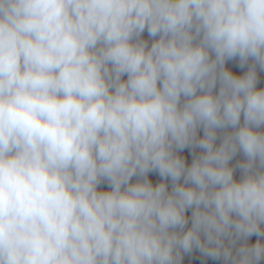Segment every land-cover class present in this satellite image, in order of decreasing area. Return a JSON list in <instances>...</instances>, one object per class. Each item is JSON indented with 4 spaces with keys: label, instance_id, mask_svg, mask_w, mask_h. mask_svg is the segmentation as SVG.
Here are the masks:
<instances>
[{
    "label": "clouds",
    "instance_id": "clouds-1",
    "mask_svg": "<svg viewBox=\"0 0 264 264\" xmlns=\"http://www.w3.org/2000/svg\"><path fill=\"white\" fill-rule=\"evenodd\" d=\"M257 67L264 0H0V264H261Z\"/></svg>",
    "mask_w": 264,
    "mask_h": 264
},
{
    "label": "crops",
    "instance_id": "crops-1",
    "mask_svg": "<svg viewBox=\"0 0 264 264\" xmlns=\"http://www.w3.org/2000/svg\"><path fill=\"white\" fill-rule=\"evenodd\" d=\"M144 38H147V33L144 34ZM239 63L238 58L234 61H230L227 63V67L231 68L234 72H236L237 74H243L244 72H246L248 70V66L251 64V61H249V64L246 65L243 69L238 68L236 65ZM257 76H258V84L257 87H264V71H262L259 67H257ZM200 135H202V131L199 133ZM217 143H219V140L217 141ZM197 153L200 151L199 149H196ZM182 155H185L188 157V162H191V156L189 155V150L185 149L183 153H181ZM243 154L242 153H238L236 157L233 158V160L230 162L232 164H235L237 161L243 160ZM236 176L239 177L240 172L239 170L236 171ZM150 178L156 182L158 181L159 177L155 174L150 173ZM135 180V177L133 178ZM190 211L188 215H190ZM257 239V237L253 236L250 238L249 242H255V240ZM183 264H223L222 260H212L211 258H207V257H203L198 250H193L192 253L190 254H186L184 256V260H183ZM261 264H264V260L261 261Z\"/></svg>",
    "mask_w": 264,
    "mask_h": 264
},
{
    "label": "trees",
    "instance_id": "trees-1",
    "mask_svg": "<svg viewBox=\"0 0 264 264\" xmlns=\"http://www.w3.org/2000/svg\"><path fill=\"white\" fill-rule=\"evenodd\" d=\"M101 187L106 189L107 185L106 184H102Z\"/></svg>",
    "mask_w": 264,
    "mask_h": 264
}]
</instances>
